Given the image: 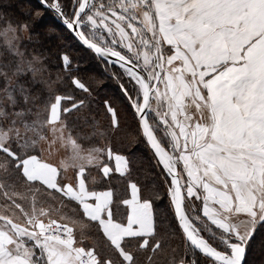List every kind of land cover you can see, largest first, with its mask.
Returning a JSON list of instances; mask_svg holds the SVG:
<instances>
[{
	"label": "snow or ice",
	"instance_id": "snow-or-ice-1",
	"mask_svg": "<svg viewBox=\"0 0 264 264\" xmlns=\"http://www.w3.org/2000/svg\"><path fill=\"white\" fill-rule=\"evenodd\" d=\"M42 3L123 70L114 76L158 171L142 185L130 179L131 160L111 145L127 126L110 101L108 130L93 133L107 140L87 149L68 128L85 99L56 95L44 118L34 112L26 84L43 69L20 48L27 24H9L0 31V264H153L176 236L182 251L172 247L168 264H244L264 228V0H70V12ZM44 145L65 154L43 161L33 153ZM112 159L128 178L123 193L89 186L93 168L112 179Z\"/></svg>",
	"mask_w": 264,
	"mask_h": 264
},
{
	"label": "trees",
	"instance_id": "trees-1",
	"mask_svg": "<svg viewBox=\"0 0 264 264\" xmlns=\"http://www.w3.org/2000/svg\"><path fill=\"white\" fill-rule=\"evenodd\" d=\"M30 1L0 0V21L15 25L27 24L29 29L28 36L22 46L28 52L41 57L52 73L61 72L63 54L69 56L72 66L79 67L74 69L71 75L78 74L85 83L88 81L86 85L89 89L99 92L91 102L90 109L86 115L87 121L92 120L93 116L101 117L105 115L101 100L104 94L109 96L108 101L117 106L116 111L118 110L121 128L124 129L127 126V131L112 135L111 140L114 141L115 145L124 148L126 153L121 152V154L131 160L130 179L142 185L145 182L146 171L150 169L152 173H156L158 169L154 167V161L151 160V154L146 143L142 141L141 137L136 135V120L127 110L128 101L121 91V81H118L114 76V73L122 74L121 69L115 65H108L106 61L97 58L92 51L82 46L72 36L70 30L61 23L57 15L44 7L40 0ZM59 2L62 5H68L67 11H71L70 0H59ZM94 67H96L97 71L92 70ZM28 80L29 83L26 84V87L30 88L34 97L45 95L46 88L44 84L35 83L32 81L31 76L28 77ZM123 82L127 83L125 77H123ZM61 86L68 87V80L63 81ZM108 128V124H106V129L108 130ZM105 138L107 139V137ZM111 176L112 179L110 181L100 179L97 187L90 184L89 186L94 187L96 190H102L112 185L123 193L124 188L127 186L128 178L122 177L115 172H112ZM156 182L162 193L166 187L163 176H160ZM147 194L145 192V195ZM77 238H79V230H77ZM85 243H91V241L86 240ZM172 247H178L182 251L180 237L171 239L170 246H166L165 251L158 255L153 264H168L173 255ZM249 250L246 252L244 264H264V228L258 226L255 239L252 241ZM145 255V253L139 254L138 259L143 262Z\"/></svg>",
	"mask_w": 264,
	"mask_h": 264
},
{
	"label": "rangeland",
	"instance_id": "rangeland-1",
	"mask_svg": "<svg viewBox=\"0 0 264 264\" xmlns=\"http://www.w3.org/2000/svg\"><path fill=\"white\" fill-rule=\"evenodd\" d=\"M30 1V0H27ZM31 3V1H30ZM32 6V5H31ZM33 7V6H32ZM35 8V7H34ZM71 9V6H70ZM9 24V22H5L2 23L0 21V31H2L5 27H7ZM12 26H17L15 24H11ZM18 35L21 37L20 40V48L22 51L25 52L26 57L31 59L33 56H37L36 54L30 53L27 50H25V48L22 46V44L24 43V41L27 39L28 36V31H22L19 32ZM3 44V37H0V45ZM2 59V58H0ZM44 60L39 57V63H38V67H41L43 69V71L39 74H37L34 82L35 83H41L44 84L45 88H46V93L45 95H39L36 96L33 102V111H39L41 113V118H44L48 111H50V103L54 102L55 100V96L56 95H61V96H71L73 98V100H79V99H85V106L83 108L80 109L79 112H76L75 110H73V114L70 118H68V128L71 131V134L73 135V137H78V143L81 144V146L85 149L95 145V146H100L103 145L106 142V138H101L98 135H94V126L96 128L99 129H103V130H107L106 129V124H108L109 127V123H110V116L106 113V108H105V101H108L109 96L105 95L103 96L101 103H102V109L104 111V116L102 117H97V116H93L92 120L87 121L86 119V115L89 111V107L91 105L92 100L97 96L96 94H99V92L96 90H92L90 89V95L83 93L82 90L75 88L74 85H72L71 83V79L72 77H77L79 78L82 82H84V80H82L79 75H71V73H69L64 65L62 66V70L61 72H56V73H52V71H50V69L44 64L43 62ZM71 62V60H70ZM108 65H110L109 63H107ZM111 65H115V64H111ZM117 67H119L118 65H115ZM72 71L74 72V69H78L79 67L77 66H72ZM92 70L97 71L96 67H94ZM77 71V70H76ZM121 71L123 72V70L121 69ZM30 76V75H29ZM127 79V77H125ZM68 80V87H62L61 84H63V81ZM85 83V82H84ZM86 83L88 84V81H86ZM85 83V84H86ZM74 88V89H73ZM112 104V103H111ZM125 105H127L125 103ZM62 106H68L71 107V103L69 101H62ZM112 106L117 109L116 105L113 103ZM128 111L134 116L133 110H131L129 108V106L127 107ZM118 112V110H117ZM62 115H66V114H62ZM82 125V127H81ZM45 131H47L45 129ZM68 132L66 131L65 135H67ZM114 141L111 140V145L113 147V149L116 150L117 153L123 152L126 153L124 148L117 146L113 143ZM56 151H54L52 154H49V152L47 151V145H44V150H42L40 147L37 148L36 152L33 153L35 155H43L45 157H49L51 159H53L54 161H58L64 154H65V150L61 149L59 147V145H56ZM105 160H107V157H104ZM69 173H72L71 169H69ZM102 174H97V169L93 168L91 170V175L89 176V184H92V178L95 177V185H98V183H100V179H101ZM260 229V228H259ZM179 237V236H176ZM249 250V249H248ZM250 251V250H249ZM141 254V253H140ZM160 255V254H158ZM158 255H156L153 258V262L154 260H156V258L158 257ZM139 258V257H138Z\"/></svg>",
	"mask_w": 264,
	"mask_h": 264
},
{
	"label": "crops",
	"instance_id": "crops-1",
	"mask_svg": "<svg viewBox=\"0 0 264 264\" xmlns=\"http://www.w3.org/2000/svg\"><path fill=\"white\" fill-rule=\"evenodd\" d=\"M117 154H120V153H117ZM120 155H122V154H120ZM38 156V158L39 159H41V160H43V161H49V160H53V159H51V158H49V157H45V156H43V155H37ZM54 161V160H53ZM109 166L113 169V171L112 172H115V160L114 159H112L111 161H109ZM116 174H119V173H116ZM66 175L67 176H71L72 175V173H69V171L66 173ZM120 175V174H119ZM96 190V189H95ZM103 190H106V189H102V190H97V191H103ZM129 196H130V191H129Z\"/></svg>",
	"mask_w": 264,
	"mask_h": 264
},
{
	"label": "water",
	"instance_id": "water-1",
	"mask_svg": "<svg viewBox=\"0 0 264 264\" xmlns=\"http://www.w3.org/2000/svg\"><path fill=\"white\" fill-rule=\"evenodd\" d=\"M41 2H42V0H40ZM43 4V3H42ZM43 6L44 7H46V8H48V9H50L51 11H53L56 15H57V17L61 20V23L63 24V25H65L64 23H63V18L62 17H60L53 9H51L50 7H48L47 5H45V4H43ZM66 26V25H65ZM67 27V26H66ZM70 30V29H69ZM70 33L72 34V36L82 45V46H84L85 48H87L85 45H83V43L79 40V38L77 37V35H76V33L73 31V30H70ZM87 49H89V48H87ZM90 50V49H89ZM91 51V50H90ZM95 54V53H94ZM105 61V60H104ZM107 62V61H106ZM108 63V62H107ZM116 65V64H115ZM245 259V258H244Z\"/></svg>",
	"mask_w": 264,
	"mask_h": 264
}]
</instances>
